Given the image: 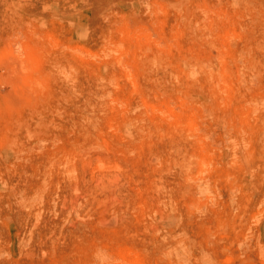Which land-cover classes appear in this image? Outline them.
<instances>
[{"label": "rangeland", "instance_id": "1", "mask_svg": "<svg viewBox=\"0 0 264 264\" xmlns=\"http://www.w3.org/2000/svg\"><path fill=\"white\" fill-rule=\"evenodd\" d=\"M0 264H264V0H0Z\"/></svg>", "mask_w": 264, "mask_h": 264}]
</instances>
